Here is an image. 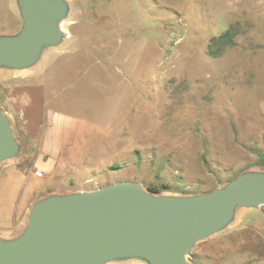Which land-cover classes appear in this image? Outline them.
<instances>
[{
	"label": "rangeland",
	"instance_id": "obj_1",
	"mask_svg": "<svg viewBox=\"0 0 264 264\" xmlns=\"http://www.w3.org/2000/svg\"><path fill=\"white\" fill-rule=\"evenodd\" d=\"M64 1L60 40L28 67L0 66L12 82L45 80L48 107L79 118L74 146L38 182L42 195L22 200L20 234L30 206L53 193L128 180L192 195L264 170V0ZM22 26L18 0H0V35ZM231 26L235 43L222 46ZM21 154L20 146L0 170ZM31 164L32 154L16 167ZM189 260L264 264V205L237 206Z\"/></svg>",
	"mask_w": 264,
	"mask_h": 264
},
{
	"label": "water",
	"instance_id": "obj_2",
	"mask_svg": "<svg viewBox=\"0 0 264 264\" xmlns=\"http://www.w3.org/2000/svg\"><path fill=\"white\" fill-rule=\"evenodd\" d=\"M23 26L0 35V66L25 68L61 38L64 0H18ZM20 149L0 108V165ZM264 205V170L192 195H163L118 180L67 194H50L29 209L23 232L0 238V264H104L138 257L148 264H190L196 243L222 230L237 206Z\"/></svg>",
	"mask_w": 264,
	"mask_h": 264
},
{
	"label": "crops",
	"instance_id": "obj_3",
	"mask_svg": "<svg viewBox=\"0 0 264 264\" xmlns=\"http://www.w3.org/2000/svg\"><path fill=\"white\" fill-rule=\"evenodd\" d=\"M10 77L0 69V108L9 117L12 128L18 130L13 132L22 149L21 160L32 154V164L26 170L18 169L19 158L0 170V238L3 239L20 234L22 200L42 195L44 189L38 187V182L43 176L54 174L62 153L74 146L79 128L76 115L48 107L45 80L24 84L9 81Z\"/></svg>",
	"mask_w": 264,
	"mask_h": 264
},
{
	"label": "trees",
	"instance_id": "obj_4",
	"mask_svg": "<svg viewBox=\"0 0 264 264\" xmlns=\"http://www.w3.org/2000/svg\"><path fill=\"white\" fill-rule=\"evenodd\" d=\"M237 34V30L235 29L234 26L229 27L224 33H222L218 39L222 41V46H229L235 43L234 36ZM216 39H213L212 42L210 43V48L213 46V43H215ZM211 54H216L215 51L210 49ZM150 190L154 192H158L155 187L148 186Z\"/></svg>",
	"mask_w": 264,
	"mask_h": 264
},
{
	"label": "built area",
	"instance_id": "obj_5",
	"mask_svg": "<svg viewBox=\"0 0 264 264\" xmlns=\"http://www.w3.org/2000/svg\"><path fill=\"white\" fill-rule=\"evenodd\" d=\"M36 173H37L38 175L40 174V172H39V171H37Z\"/></svg>",
	"mask_w": 264,
	"mask_h": 264
}]
</instances>
